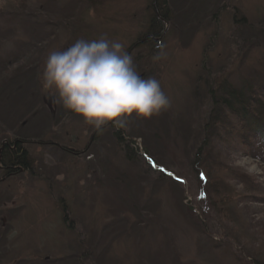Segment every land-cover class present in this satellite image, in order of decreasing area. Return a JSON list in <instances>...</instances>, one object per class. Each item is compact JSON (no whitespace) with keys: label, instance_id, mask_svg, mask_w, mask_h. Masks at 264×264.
<instances>
[{"label":"rangeland","instance_id":"1","mask_svg":"<svg viewBox=\"0 0 264 264\" xmlns=\"http://www.w3.org/2000/svg\"><path fill=\"white\" fill-rule=\"evenodd\" d=\"M154 1L0 0V148L5 140L28 142L39 176L3 187L16 205L0 210V225L8 224L0 264L264 260V163L221 148L226 167L237 170L224 185L239 199L237 214L234 204L225 207L231 219L220 216L191 166L211 130L216 87L264 83V0H167L163 36L147 43L161 17ZM105 34L171 101L150 119L133 114L122 145L114 127L99 133L53 103L40 81L51 51ZM256 186L262 192L251 191Z\"/></svg>","mask_w":264,"mask_h":264},{"label":"clouds","instance_id":"2","mask_svg":"<svg viewBox=\"0 0 264 264\" xmlns=\"http://www.w3.org/2000/svg\"><path fill=\"white\" fill-rule=\"evenodd\" d=\"M163 51L153 61L163 58ZM42 90L52 102L100 131L109 123L125 128L128 119H150L171 107L154 77H143L124 45L105 35L79 38L63 50L51 51L40 74Z\"/></svg>","mask_w":264,"mask_h":264},{"label":"trees","instance_id":"3","mask_svg":"<svg viewBox=\"0 0 264 264\" xmlns=\"http://www.w3.org/2000/svg\"><path fill=\"white\" fill-rule=\"evenodd\" d=\"M155 4H158L157 9ZM170 7V2L167 0H163L162 4L156 3V0L154 1L152 9L156 13L157 11L161 12V17L156 19L154 14V21H157V25L149 28L145 38L147 43L162 38L163 26L161 24L168 21ZM0 14L2 13L0 12ZM217 87L216 97L212 94L214 104L207 124L208 129H211L209 135H212L211 137L209 135L205 136L202 145H200L201 147L194 149L196 150L194 151L195 155L191 160L194 164L191 163V166L193 169L199 170L198 179L207 182L208 189L211 191L210 196L215 201L214 204L220 216L223 219H231L228 212L225 211V207L234 204L232 209L235 211L236 205H239V199L236 190L229 185L226 187L224 185L229 180L234 179L237 170L226 167L221 148L223 147L225 152L241 151V153L264 163V83L257 86L248 84L242 88L221 83ZM113 127L109 126L108 129ZM114 128L116 130L114 129L113 136L122 145L125 141L123 130ZM214 138L216 139V146ZM20 160H23V158ZM167 171L169 172L168 169ZM160 174L165 175L162 172ZM244 179H247V176ZM214 181H218L222 188L212 186ZM251 191L262 192V188L256 186ZM238 211L237 208L235 213L237 214ZM83 255L88 256L86 252ZM248 264H264V260L256 257Z\"/></svg>","mask_w":264,"mask_h":264},{"label":"flooded vegetation","instance_id":"4","mask_svg":"<svg viewBox=\"0 0 264 264\" xmlns=\"http://www.w3.org/2000/svg\"><path fill=\"white\" fill-rule=\"evenodd\" d=\"M111 127L112 124L109 123L106 128ZM29 144L23 140H5L1 144L0 148V210H8L15 207V202H8L6 198V192L3 191L8 181H15L19 178H24L23 186L28 183L29 179L38 178V174L32 171L33 160L30 158V152L28 149L24 148L25 145ZM59 147V146H58ZM64 152L73 155V151L65 150ZM23 158V160H20ZM20 161V162H19ZM5 192V194L3 193ZM9 218V217H8ZM12 220V218L10 217ZM9 219V220H10ZM10 220V221H11ZM2 221L5 223L6 220L3 218ZM8 224H1L0 230H8L5 227ZM3 228V229H1ZM10 229V228H9Z\"/></svg>","mask_w":264,"mask_h":264}]
</instances>
